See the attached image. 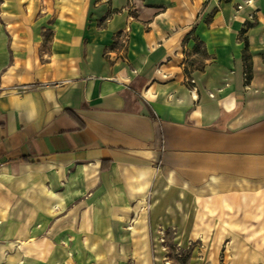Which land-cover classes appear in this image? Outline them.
Returning <instances> with one entry per match:
<instances>
[{
  "label": "crops",
  "instance_id": "1",
  "mask_svg": "<svg viewBox=\"0 0 264 264\" xmlns=\"http://www.w3.org/2000/svg\"><path fill=\"white\" fill-rule=\"evenodd\" d=\"M127 2L1 1L0 175L46 166L67 172L70 183L68 173L74 171L78 189L85 169L88 191L92 170L111 166L119 177L124 167H150L164 178L173 175L178 191L186 185L189 191L205 188L217 178L218 193L227 202L234 196L241 204L262 199L264 6L249 34L253 79L246 93L244 47L237 41L243 18L215 17L202 29L207 24L177 18L176 12L173 17L159 14L152 4L140 22L130 23L129 47L111 49L115 36L129 25L128 16L104 18ZM194 25L200 27L194 38H201L210 57L203 70L185 68L186 53L194 58L195 42L184 44ZM124 55L128 62L120 61ZM187 79L196 81L195 92L188 90ZM77 189L73 205L90 201ZM108 197L109 205L93 209L92 217L114 221V233L116 224L123 223L117 219L130 212L127 200L117 207L114 203L121 200ZM7 202L0 195V264L11 262L5 254H17V247L25 259L20 252L13 258L16 264L37 262L29 243L37 234L36 223L30 213L14 212ZM72 214L63 215L49 235L61 236L62 244L68 238L76 243L72 249L82 251L85 229L71 223ZM45 262L54 264L53 257ZM79 262L77 258L75 264Z\"/></svg>",
  "mask_w": 264,
  "mask_h": 264
},
{
  "label": "rangeland",
  "instance_id": "2",
  "mask_svg": "<svg viewBox=\"0 0 264 264\" xmlns=\"http://www.w3.org/2000/svg\"><path fill=\"white\" fill-rule=\"evenodd\" d=\"M109 1L104 0L105 5H108ZM211 3H214V7L210 8ZM152 4H157L156 6L160 8L159 14L173 17L176 12L175 17L177 18L207 24L206 27H201L202 29L209 28V20L215 17L230 20L243 18L245 21L240 28L237 41L244 47L242 52L244 68V54L246 53L251 58L249 61L252 72L251 80L248 85L245 77L244 87L246 93L250 92L253 60L249 34L255 28L256 20L261 12L260 8L264 6V0H128L122 10L110 12L104 18L105 22H109L114 15L126 14L128 16L129 25L125 31L115 36L111 49L125 50L129 47L132 34L130 23L140 22L143 18L142 13ZM199 28L197 25L191 27V33L185 38L184 44L191 40L195 42L193 60H190L186 53L188 58L185 60L186 69L196 67L198 70H203L210 58L206 44L201 38H194ZM245 43L248 44V49ZM110 52L107 53L109 60L112 58ZM119 59L128 62L125 55ZM187 84L191 93L197 90L195 80L187 79ZM51 171L46 166H39L31 171L18 170L11 175H0V195L7 197L9 209L12 208L14 212L21 211L23 215L30 213L36 223L34 229L37 230V234L33 237L35 242L32 243V247H35L34 259L37 262L21 261L18 264H49L50 262H45V260L51 257H53L54 264H65L66 262L75 264L77 258L82 261L79 262L80 264H137L132 259L135 244L128 232L132 212L129 211V216L124 220L117 219V222L122 223L123 221V223L121 226L116 224L115 229L119 231L114 233L111 228L114 221L100 220L104 224L101 228L98 219L92 217L94 209L92 196L94 194L108 193L113 201L121 200V203H114L117 207L127 205L124 185L115 174L114 168L106 166L89 172L92 183L87 199L90 201L80 206L73 205L77 201L71 199L73 192L77 189L73 186L76 173L74 171L68 173L71 178L68 183L67 172L64 174L59 172L56 178ZM157 175V182L159 178L164 179L158 172ZM63 184L68 186L64 187ZM202 189L204 188L190 191L188 189L187 199L180 208L174 201L178 191L174 188L175 193L161 197L158 207L154 211H149L150 264H264V195L257 202L247 199L241 204L237 196L231 198L233 201L230 200V202H227L229 199L226 196L219 194L216 199L210 198L209 194L200 196L198 193ZM154 201V198L150 197L148 203L152 205ZM71 210H73L71 223L85 229L82 244L84 250L82 251L72 249L71 245L76 243L68 238H65L66 244H62L61 236L49 235L51 227ZM92 226H95V230L91 234ZM106 231L108 234L105 233ZM86 242L96 245V252L102 256V262L95 263L98 259L86 250ZM51 243H54L53 247L48 249ZM17 249L16 253L21 252L22 258L25 259L24 251H20V247ZM14 254L15 252H7L5 257L11 262L4 263L16 264L13 258L17 254Z\"/></svg>",
  "mask_w": 264,
  "mask_h": 264
},
{
  "label": "bare ground",
  "instance_id": "3",
  "mask_svg": "<svg viewBox=\"0 0 264 264\" xmlns=\"http://www.w3.org/2000/svg\"><path fill=\"white\" fill-rule=\"evenodd\" d=\"M198 100V97L195 96ZM54 177H58L59 173L52 169L51 171ZM85 169H82L79 173L77 194L85 198L88 196V191L85 186ZM119 179L124 185V195L128 201V207L126 211L132 212L130 224L128 228L129 236L132 238L135 244V251L133 252V260L137 264H150L149 261V211L155 210L161 202V197L170 196L174 192L175 180L174 176L170 175L166 178H159L157 182V172L153 168H141V167H124L119 171ZM156 183V184H155ZM217 178H212L210 183L204 189L199 191V195L209 194L216 199L218 196V184ZM189 187L186 185L177 192L175 203L181 208L182 204L186 201ZM110 196V195H109ZM150 197L154 198V203L150 205L148 200ZM72 199V198H71ZM73 200V199H72ZM109 205L108 193L102 194L99 198L93 200V207L95 212ZM134 206L133 209L129 206ZM31 240L29 243H34ZM29 243H22L21 246H26ZM86 250L96 256L98 260L102 259V256L96 252V245H91L88 242L85 244ZM72 257V256H71ZM65 264H71L66 262Z\"/></svg>",
  "mask_w": 264,
  "mask_h": 264
},
{
  "label": "trees",
  "instance_id": "4",
  "mask_svg": "<svg viewBox=\"0 0 264 264\" xmlns=\"http://www.w3.org/2000/svg\"><path fill=\"white\" fill-rule=\"evenodd\" d=\"M245 46H246V49H248V44L247 43H245ZM243 58H244V63H245V77H246V82L248 83V85H249V82H250V80H251V67L249 66V61H250V57L245 53L244 54V56H243ZM71 117H74V114L72 113V112H69L68 113Z\"/></svg>",
  "mask_w": 264,
  "mask_h": 264
},
{
  "label": "built area",
  "instance_id": "5",
  "mask_svg": "<svg viewBox=\"0 0 264 264\" xmlns=\"http://www.w3.org/2000/svg\"><path fill=\"white\" fill-rule=\"evenodd\" d=\"M165 78V77H164Z\"/></svg>",
  "mask_w": 264,
  "mask_h": 264
}]
</instances>
